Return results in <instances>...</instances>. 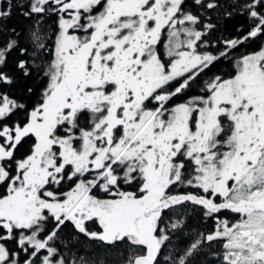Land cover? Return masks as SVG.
<instances>
[{
	"label": "snow or ice",
	"instance_id": "6c2138e0",
	"mask_svg": "<svg viewBox=\"0 0 264 264\" xmlns=\"http://www.w3.org/2000/svg\"><path fill=\"white\" fill-rule=\"evenodd\" d=\"M0 264H264V0H0Z\"/></svg>",
	"mask_w": 264,
	"mask_h": 264
},
{
	"label": "trees",
	"instance_id": "16d2710c",
	"mask_svg": "<svg viewBox=\"0 0 264 264\" xmlns=\"http://www.w3.org/2000/svg\"><path fill=\"white\" fill-rule=\"evenodd\" d=\"M17 22V18L15 16H13L12 20L9 21V23H16Z\"/></svg>",
	"mask_w": 264,
	"mask_h": 264
}]
</instances>
